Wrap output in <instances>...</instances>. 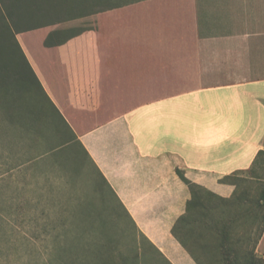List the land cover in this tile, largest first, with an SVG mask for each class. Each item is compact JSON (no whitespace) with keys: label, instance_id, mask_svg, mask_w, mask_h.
<instances>
[{"label":"crops","instance_id":"1","mask_svg":"<svg viewBox=\"0 0 264 264\" xmlns=\"http://www.w3.org/2000/svg\"><path fill=\"white\" fill-rule=\"evenodd\" d=\"M58 1L8 20L68 145L168 264H202L206 220L176 171L221 205L220 180L264 151V0Z\"/></svg>","mask_w":264,"mask_h":264},{"label":"rangeland","instance_id":"2","mask_svg":"<svg viewBox=\"0 0 264 264\" xmlns=\"http://www.w3.org/2000/svg\"><path fill=\"white\" fill-rule=\"evenodd\" d=\"M6 71L10 81L17 78L9 67ZM17 104L23 112L34 108L28 95ZM2 119L0 113V175L9 173L6 180L0 178V264H44L47 253L57 264H168L137 233L78 145L44 154L68 140L57 138L49 124H39L40 135L34 139L21 140L15 135L19 132L3 127ZM257 169L259 179L244 174L245 180L238 182L237 192H247L241 214L236 213L235 200L220 205L207 198L205 222L228 220L231 254L225 260L222 249L211 251L212 233L206 224L202 235L208 252L202 264H246L255 262L253 257L263 261L255 253V243L264 218L254 202L264 187V161ZM29 237H34L32 244L21 241Z\"/></svg>","mask_w":264,"mask_h":264},{"label":"trees","instance_id":"3","mask_svg":"<svg viewBox=\"0 0 264 264\" xmlns=\"http://www.w3.org/2000/svg\"><path fill=\"white\" fill-rule=\"evenodd\" d=\"M57 1L58 0H7L8 4L7 5L4 4V7L6 5L5 9L2 7L0 3V113L3 118L1 121V124L5 128L7 127L8 129L10 128V130H12L13 128L16 131L14 132V134L19 132L18 134H15V135H19L18 137H20L21 140L23 139V137L24 139H27V137H30V139H34L35 137H33V135L34 136L40 135V132H39L40 130L38 129L39 124H49L52 127V130L55 133V136L61 140H66L68 138L67 132L65 130L67 126L65 125L63 119L61 118L59 111L49 101V99L43 92V89L41 85L39 84L38 79L36 78L35 74L30 68L26 60V57L16 39L11 23L8 20V15L9 16L14 15L18 18H22L24 10H26V12L29 11L30 15L34 14L36 10L40 11V9L42 8L40 3L42 2H44V4L47 6L46 11H49V9H51L54 12L55 9L59 8L60 2L59 1L57 2ZM85 1H88V0H69V2L71 3L69 5L79 7L80 5H82V3H85ZM96 1H100V0H96ZM104 1L107 2V0H104ZM55 5H56V8H55ZM44 15H46V13H44ZM53 15H55V13ZM72 16L74 17L76 16V14H72ZM8 67L12 69V72H14V74L17 75V78L14 79L13 81H10L8 79L9 76H7V71H6ZM32 89H35L37 94ZM27 95L32 100V104H34V108L23 112V109L17 103L21 101L22 99H24ZM68 144H69V141H65L64 144L60 146L59 148L48 149L46 152H44V154L48 152L54 153L58 149L60 150V148H62L63 146H66V145L69 146ZM37 157H33V159ZM263 158H264V151H259L255 160L253 161V164L248 170L235 172L220 180V182L222 183L235 186V189H234V192L231 198L228 200H225V202L235 200V202L237 203L236 207L238 209L237 210L238 212L236 211V213L241 214L240 210H242V205L244 202H246V198H247V192L245 190H241L239 193L237 192L238 182H243L245 180L243 177L244 174L248 175L252 179L254 178L259 179L260 174L257 173L258 172L257 167L259 164H262V161H264ZM24 164L25 162L21 163V165H24ZM260 171H263V170L260 169ZM8 173H9V170L3 172L0 175V178L6 180V176L8 175ZM176 173L181 179V181L189 188L191 192V201L187 204V207L188 205L189 207L191 205L194 208H197V207L201 208L203 210L201 212L202 219L205 218V220H207V217H208L207 211L210 209V206H208V202L206 203L204 199L217 198V197H215L213 194L209 192H206V195L203 194V191L199 190V188L196 185H194L189 180H187L181 171L177 170ZM1 195L2 196L5 195L3 191V187H2ZM196 200H198L197 204H196ZM254 204L256 205L257 209L262 212V218H264V187L261 190L260 194L258 195V198L254 202ZM212 209L215 210V206L211 207V210ZM12 214L16 216L15 213H12ZM240 214L239 215L237 214V215L240 216ZM211 221L212 223L210 225H208L207 222H205V225L207 224L206 227L208 231L211 230V233H212L211 236H212L213 242H212L211 251L212 252L218 251L219 253V250L222 249V254H223L224 259L228 260L227 257L230 256L231 254V250L229 247L230 240L228 236V233L230 231V226L229 224H227L228 220L226 221L224 220V222L222 220V222L220 223L219 217H217V219L211 218ZM13 222L15 223L18 222L17 216L15 217V220ZM263 231H264V221H263V225L260 229L255 245H257ZM19 238L20 237H18V239ZM31 238H34V237L22 238L21 241L24 240V243L27 242L29 244H32ZM203 249L206 250L207 247L204 248L203 246ZM155 251L157 252V254L162 256L157 250ZM191 254L198 261L199 257L203 254V252L195 253L193 251L191 252ZM253 255L254 254L251 253L252 257ZM253 259L256 261L252 263L246 262V264H263V261L261 259H256L255 257H253ZM43 263L44 264H57L52 253L46 254V257ZM225 264H236V263L233 261H228Z\"/></svg>","mask_w":264,"mask_h":264}]
</instances>
